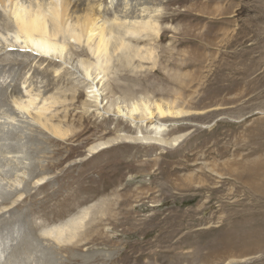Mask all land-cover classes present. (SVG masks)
<instances>
[{"label": "rangeland", "instance_id": "374dc122", "mask_svg": "<svg viewBox=\"0 0 264 264\" xmlns=\"http://www.w3.org/2000/svg\"><path fill=\"white\" fill-rule=\"evenodd\" d=\"M50 1L0 2V264L50 255L51 264H264V0H98L106 16L123 17L128 3V20L160 28L141 43L150 58L124 65L114 56L108 66H88L90 45L62 33V57L38 56L16 39L15 6ZM79 8L74 15L87 5ZM84 67L114 106L85 103L93 80ZM133 102L144 109L133 117L107 112ZM157 104L182 114L161 117ZM43 107L69 130L63 140L40 125ZM162 123L168 129L155 133ZM119 135L163 142L121 141L89 154ZM94 205L76 247L54 255L55 245L37 238Z\"/></svg>", "mask_w": 264, "mask_h": 264}, {"label": "bare ground", "instance_id": "6f19581e", "mask_svg": "<svg viewBox=\"0 0 264 264\" xmlns=\"http://www.w3.org/2000/svg\"><path fill=\"white\" fill-rule=\"evenodd\" d=\"M15 1L16 0H0V2L3 4V7L4 5L6 6L7 2L15 5L14 3ZM97 1L98 0H75L74 3L71 5L70 0H52L50 1L49 6H47L46 8H44L42 4L38 3L37 7L34 5L35 7H33L32 9L24 6H15L12 16L16 28L18 30V35L16 39L18 40L20 36L24 37V41L26 42V45L28 47H31L32 53L38 56H42L44 58L48 56L50 58H53L54 55L62 57L64 48L66 47V42L65 40L58 41L56 39L58 34L60 33H62L65 36L67 35L69 39H73L78 42H82L84 40L88 45H90L89 46L90 53L95 56V62H90L88 66L94 64H96L97 66H101V65L103 66L104 64L108 66V63H110V61L114 58V56L117 58L115 60L119 61V63L122 62V64L124 65L130 64L131 61H134V59L138 57L141 59L150 58V56L153 54L152 48H148L146 49L147 52L142 53L141 48L143 46L141 45V43L146 36L151 37L152 36L151 33L154 34L156 33V35L158 36L160 32L158 23H152L151 21L152 19L148 21L147 20L141 21L142 19L137 20L138 18L128 20L127 19L128 3H126L125 1H123L126 3L125 6L123 5L124 9L120 10V12H122L123 14V17H120L122 15H115V14H112L111 17H109L108 15L106 16L107 12L98 9ZM84 4L87 5V9L83 10L84 14L74 15L77 12V10H80L81 7L79 8V5H84ZM121 7L119 9H121ZM104 16H105L104 18L105 21H102ZM49 26L51 27V30L49 29ZM49 33H51V35ZM128 36H130V38L132 37L136 39L135 43L137 44L133 45L131 41L128 40ZM91 42H93V44ZM14 47L16 48V46ZM12 49L14 50V48ZM3 51L5 50L3 49ZM84 69H85L84 71L86 72V74L84 75L86 77L85 81L93 80L88 87L87 99L85 103L87 104L90 103L92 104L91 106L97 108L102 106L104 102L105 104H109V106H114L115 105L114 102L109 103L110 102L109 100L103 101L102 94L100 93L99 90L100 88L95 83V81H97L98 78L96 77L92 78L90 76V72L87 67H84ZM76 95H77V90H74L72 96L75 97ZM61 100H62L61 98L57 99L58 102H60ZM32 102H33L32 100H28L26 104H22L23 108H28L32 104ZM116 107H117L116 110L114 108L112 109L111 107H109V109H107L108 110L107 112L112 110L115 116L123 117L125 115H129V117H133L135 113L137 112L141 113L144 110L142 109V105L139 102H133L130 108L128 107L124 108L122 107V105L119 104H117ZM144 107L147 109H145V114L144 112L142 114L152 117L154 112L149 110V108L146 107V105ZM169 107L164 108L161 104H157L156 105L157 114H159L161 117H165V116L179 117L182 114L181 110H174L171 109V106ZM48 109L50 108L43 107L42 110L44 111L41 110L42 112H39L37 114V119L39 120V123L43 128L51 132V134L54 136L53 139H55L56 141L63 140L65 137L68 136L69 130L64 127L65 125L63 126L59 122L52 123V117L48 118L47 115L43 113ZM154 127H155V131H154L155 133H162L163 131H166V129H168L166 128V124L164 123L156 124ZM131 138L127 136L119 135L116 136L114 139H110L108 141H99L96 144H93L89 147L88 149L89 154L97 153L98 151L108 148L111 145L121 141L134 142L138 140V142H144L150 144L157 143L156 145L162 144L163 142V139L158 138L156 136H148V137L141 136V137H131ZM46 173L48 172H42V174L38 176L40 178H37V185L42 184V182H44L43 180L44 177L42 176ZM97 206L98 205H94L91 208L88 207L83 210L77 211V213L73 214L70 218H66L62 221H59L56 224L54 223V225H51L48 228L46 226L45 227L43 226L41 229H39V232H37L36 234L37 238H39L40 242L42 244L44 243V245L46 242L47 245L49 242L55 245L52 246L55 247L54 251L49 246L50 248L49 251L52 252L51 254L58 252L57 246L58 248L61 247L65 251H68L71 248L76 247L77 244L80 241H82L83 237H81L80 235L83 234L84 227H86L89 224H92V222L96 219L91 217V214L97 212V209H95L99 207ZM99 209L100 210L98 212L101 211V207ZM84 222H86V224ZM94 232H95V228H89L86 231V233L89 234L88 240L94 239V237L92 236L93 235L92 233ZM29 246L31 245H28V247ZM35 246L34 248H36ZM40 251H42L43 253L45 252L44 249H40ZM54 255H58V254H54ZM70 257H72L71 259L74 261H77V259L79 261V258H74L76 256L73 255L72 253ZM53 259L54 258H52V256L50 255V257L48 256V258L41 257V259H39L38 261L39 263L42 264L43 262L47 263L48 260V262H50L51 264ZM54 262L57 261L55 260Z\"/></svg>", "mask_w": 264, "mask_h": 264}]
</instances>
